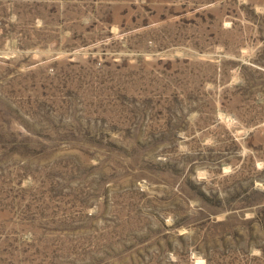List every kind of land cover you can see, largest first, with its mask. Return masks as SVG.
Returning <instances> with one entry per match:
<instances>
[{
    "label": "rangeland",
    "instance_id": "1",
    "mask_svg": "<svg viewBox=\"0 0 264 264\" xmlns=\"http://www.w3.org/2000/svg\"><path fill=\"white\" fill-rule=\"evenodd\" d=\"M0 264H264V0H0Z\"/></svg>",
    "mask_w": 264,
    "mask_h": 264
}]
</instances>
